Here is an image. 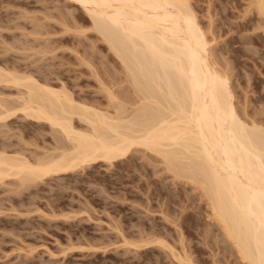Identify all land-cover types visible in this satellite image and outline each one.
Instances as JSON below:
<instances>
[{"label": "rangeland", "instance_id": "obj_1", "mask_svg": "<svg viewBox=\"0 0 264 264\" xmlns=\"http://www.w3.org/2000/svg\"><path fill=\"white\" fill-rule=\"evenodd\" d=\"M190 3L213 41L212 60L230 77L239 114L264 128V15L258 0ZM92 26L74 0H0V66L64 86L76 101L101 112L131 117L146 103L143 94ZM22 89L0 83V99L14 106ZM18 114L0 121V152L35 163L67 144L47 122ZM76 117L78 127L86 126ZM163 158L137 145L114 161L100 159L26 183L16 176L0 181V264H188L190 258L191 264H248L199 182L177 177Z\"/></svg>", "mask_w": 264, "mask_h": 264}, {"label": "bare ground", "instance_id": "obj_2", "mask_svg": "<svg viewBox=\"0 0 264 264\" xmlns=\"http://www.w3.org/2000/svg\"><path fill=\"white\" fill-rule=\"evenodd\" d=\"M74 1L122 59L146 103L131 117L117 109L112 116L76 101L64 86L0 66L1 84L24 87L16 105L0 99V121L21 112L58 129L67 142L60 153L35 163L0 152V181H36L96 160L114 161L143 146L162 155L177 177L198 181L239 256L264 264V128L239 114L230 77L212 60L213 41L190 0ZM257 7L264 15V0ZM75 117L86 126L78 127Z\"/></svg>", "mask_w": 264, "mask_h": 264}]
</instances>
